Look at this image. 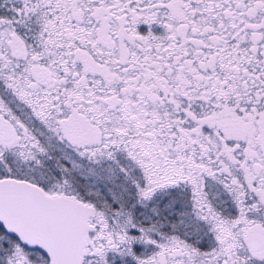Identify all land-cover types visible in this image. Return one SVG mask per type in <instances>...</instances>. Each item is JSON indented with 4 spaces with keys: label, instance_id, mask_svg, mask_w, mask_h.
Instances as JSON below:
<instances>
[{
    "label": "snow or ice",
    "instance_id": "snow-or-ice-1",
    "mask_svg": "<svg viewBox=\"0 0 264 264\" xmlns=\"http://www.w3.org/2000/svg\"><path fill=\"white\" fill-rule=\"evenodd\" d=\"M0 264H264V0H0Z\"/></svg>",
    "mask_w": 264,
    "mask_h": 264
}]
</instances>
